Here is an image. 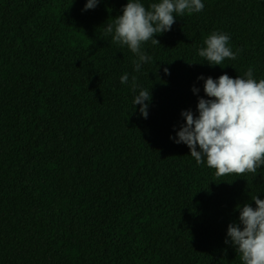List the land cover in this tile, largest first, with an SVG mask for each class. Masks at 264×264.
I'll use <instances>...</instances> for the list:
<instances>
[{"label": "trees", "instance_id": "trees-1", "mask_svg": "<svg viewBox=\"0 0 264 264\" xmlns=\"http://www.w3.org/2000/svg\"><path fill=\"white\" fill-rule=\"evenodd\" d=\"M128 2L0 0V264H242L227 229L264 200V166L216 178L170 137L208 99L198 77L264 79V0H202L142 45L139 72L104 35ZM214 31L236 60L198 55Z\"/></svg>", "mask_w": 264, "mask_h": 264}, {"label": "clouds", "instance_id": "clouds-1", "mask_svg": "<svg viewBox=\"0 0 264 264\" xmlns=\"http://www.w3.org/2000/svg\"><path fill=\"white\" fill-rule=\"evenodd\" d=\"M101 0H87L82 11L95 9ZM202 0H159L146 9L140 0H129L122 15L108 23L104 35H112V42L126 46L137 59L133 60L135 71L150 57L142 51V45L151 41L160 45L154 37L171 31L176 17L185 13L192 15L203 11ZM175 14V15H174ZM230 36L223 32H212L205 40L206 47L198 51L210 66H221L226 59L236 60L242 49L233 52L229 47ZM164 73L170 75L169 69ZM204 80V92L208 99L199 98L197 111H183L185 123L180 125L175 137L176 144H185L198 165L204 164L215 170V177L243 176L257 172L264 166V79L253 78L249 67L244 76L231 78L227 74L218 79L198 77ZM120 82L127 84L129 75L121 76ZM137 77H131V88L137 89ZM194 94H199L195 86ZM152 99L148 90H140L134 98L140 114L147 119ZM256 207L245 204L240 212L239 223H231L227 229L225 244H231L242 264H264V200L252 197Z\"/></svg>", "mask_w": 264, "mask_h": 264}]
</instances>
